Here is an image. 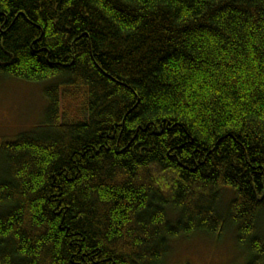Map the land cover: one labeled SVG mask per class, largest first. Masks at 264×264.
I'll use <instances>...</instances> for the list:
<instances>
[{
	"label": "trees",
	"instance_id": "obj_1",
	"mask_svg": "<svg viewBox=\"0 0 264 264\" xmlns=\"http://www.w3.org/2000/svg\"><path fill=\"white\" fill-rule=\"evenodd\" d=\"M0 74L87 89L85 120L51 85L0 137V264H161L227 229L264 264V0H0Z\"/></svg>",
	"mask_w": 264,
	"mask_h": 264
},
{
	"label": "rangeland",
	"instance_id": "obj_2",
	"mask_svg": "<svg viewBox=\"0 0 264 264\" xmlns=\"http://www.w3.org/2000/svg\"><path fill=\"white\" fill-rule=\"evenodd\" d=\"M58 83L59 79L30 82L0 74V137L4 141H15L45 123L48 107L46 88L51 85H60L62 89V119L85 120L87 89ZM5 175L6 166L0 158V180ZM230 196L228 192L226 197ZM262 222L264 224V217ZM249 256L247 248L238 242L234 230L227 229L222 236L198 233L172 241L161 264H247Z\"/></svg>",
	"mask_w": 264,
	"mask_h": 264
}]
</instances>
